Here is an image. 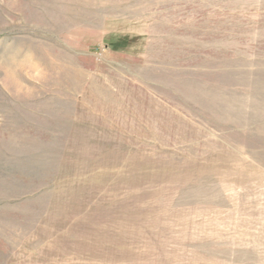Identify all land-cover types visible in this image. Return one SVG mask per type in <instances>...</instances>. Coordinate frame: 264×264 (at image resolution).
Masks as SVG:
<instances>
[{
    "label": "rangeland",
    "instance_id": "1",
    "mask_svg": "<svg viewBox=\"0 0 264 264\" xmlns=\"http://www.w3.org/2000/svg\"><path fill=\"white\" fill-rule=\"evenodd\" d=\"M0 264H264V0H0Z\"/></svg>",
    "mask_w": 264,
    "mask_h": 264
}]
</instances>
